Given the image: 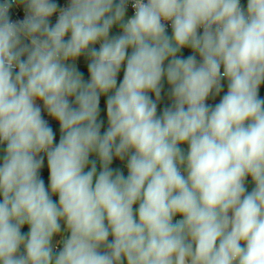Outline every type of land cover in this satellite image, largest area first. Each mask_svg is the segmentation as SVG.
<instances>
[{
	"label": "clouds",
	"instance_id": "9594fccd",
	"mask_svg": "<svg viewBox=\"0 0 264 264\" xmlns=\"http://www.w3.org/2000/svg\"><path fill=\"white\" fill-rule=\"evenodd\" d=\"M127 6L0 0V264H264V0Z\"/></svg>",
	"mask_w": 264,
	"mask_h": 264
},
{
	"label": "crops",
	"instance_id": "0c3cea01",
	"mask_svg": "<svg viewBox=\"0 0 264 264\" xmlns=\"http://www.w3.org/2000/svg\"><path fill=\"white\" fill-rule=\"evenodd\" d=\"M55 1H59V0H55ZM241 5L242 7H244L246 9V5H247V0H241ZM134 14L130 11V10H126V16L125 19L133 16ZM121 29L118 26H114L112 28V30L110 31V37L112 36H117L119 34H121ZM168 35L172 34V30H168L167 31ZM95 47L97 49H99V43H97L95 45ZM131 52V49H129V54ZM192 51L191 49L185 48L182 49L181 53H179L178 55H182L183 57L187 58V56L192 55ZM197 59L199 60L200 57L197 54ZM77 63V67L79 69V71L83 74V78L85 81H88L90 79V74L87 71V61L85 59V57H81L78 61H76ZM167 63V62H166ZM124 67L125 65L121 66V70L117 76V86H119V83L122 82L123 79V74H124ZM224 83V89L223 91L220 93V95L215 96L214 98L212 97L213 101L215 104L219 103L221 97L225 94V92L227 91V81H223ZM162 92H161V100L158 103V108H157V114L160 115L162 110L165 107H169L172 104V98L170 96V86L167 84L166 78L164 80H162ZM150 95H152L153 99H155L154 94L150 93ZM259 95L260 97L264 98V83L261 84L260 89H259ZM106 99L107 97L105 95H101L100 98V115L98 117L99 120H103L104 121V125L101 128V134H103V132L107 129V115H106ZM38 103H40L39 101H37ZM42 116L44 119L48 120L49 122V126L53 129L54 132V144L59 142V138H60V130H59V123L58 121L52 119L51 117H49L47 115V112L44 111L42 112ZM180 147L184 150L185 154L187 153L188 150V145L187 144H182L180 145ZM5 149H6V145L5 144H0V164H2L3 162V156L5 155ZM40 155H43L42 153ZM44 156V155H43ZM90 161L91 160H96L97 161V170L99 172L100 170V164H99V160L96 157L95 154H90L89 157ZM90 164L88 166V168H90ZM111 167L113 169H119L120 171L123 172V174L125 175V177H127L128 174V170L126 167V160L125 161H120L118 158H114L113 163L111 165ZM88 168H86V171L88 170ZM49 176L50 173L48 171L47 168V159L45 158L44 160V166L42 167L41 171H40V177L44 180L45 183V187L48 188L49 186ZM254 183L251 180V177H248L245 181V187L247 192H251L252 189L254 188ZM53 200L58 202V195H53ZM0 200H2V197H0ZM138 208V204L134 205V210ZM175 218L177 219H181L182 217L177 215ZM63 221H61V224L63 226ZM29 231V226L27 224H25L24 226H22L21 228V232L23 234H27ZM69 235V233L64 230L62 231L60 234L54 235L53 237V242L55 243L56 241H61L63 237ZM109 239H111V237H109ZM62 247V244L57 245V247L55 248V251H59V249ZM21 251H23V246L21 247Z\"/></svg>",
	"mask_w": 264,
	"mask_h": 264
},
{
	"label": "built area",
	"instance_id": "2783aa9c",
	"mask_svg": "<svg viewBox=\"0 0 264 264\" xmlns=\"http://www.w3.org/2000/svg\"><path fill=\"white\" fill-rule=\"evenodd\" d=\"M59 7H66L67 4L69 3V0H59V1H55ZM134 2V0H128V6H127V9L130 10L133 14H134V9L132 8V3ZM10 16L13 20H16V19H22L23 18V13L22 11H17V9L15 8V6L13 7V9L10 11ZM56 16L54 15L52 18H51V23H55L56 21ZM166 25H167V31L168 30H172L171 29V24L170 22H165ZM202 31V29H201ZM223 83V81H222ZM206 103L208 105H211V106H215V103L212 99V96H210L208 98V100L206 101ZM44 155V157L46 158V154L45 153H42ZM47 159V158H46Z\"/></svg>",
	"mask_w": 264,
	"mask_h": 264
},
{
	"label": "water",
	"instance_id": "95a60500",
	"mask_svg": "<svg viewBox=\"0 0 264 264\" xmlns=\"http://www.w3.org/2000/svg\"><path fill=\"white\" fill-rule=\"evenodd\" d=\"M177 220V218H174V221Z\"/></svg>",
	"mask_w": 264,
	"mask_h": 264
}]
</instances>
